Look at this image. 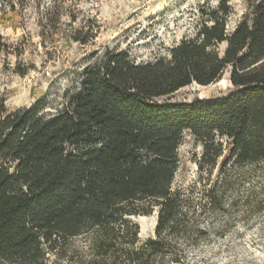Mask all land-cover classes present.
Listing matches in <instances>:
<instances>
[{
  "label": "trees",
  "instance_id": "16d2710c",
  "mask_svg": "<svg viewBox=\"0 0 264 264\" xmlns=\"http://www.w3.org/2000/svg\"><path fill=\"white\" fill-rule=\"evenodd\" d=\"M231 1L203 0L194 33L150 61L92 50L53 112L1 107L0 264H182L207 240L232 181L174 190L183 135L202 145L200 171L225 150L222 173L264 162V0H244L229 29ZM225 75L224 96L171 101ZM154 213L155 238L140 244L130 217Z\"/></svg>",
  "mask_w": 264,
  "mask_h": 264
},
{
  "label": "rangeland",
  "instance_id": "374dc122",
  "mask_svg": "<svg viewBox=\"0 0 264 264\" xmlns=\"http://www.w3.org/2000/svg\"><path fill=\"white\" fill-rule=\"evenodd\" d=\"M203 0H0V34L5 50L0 53L1 107L12 112L44 101L53 112L65 92L76 89L82 69L92 62V50L127 51L136 62L150 61L181 39L190 37ZM244 0H232L235 10L229 29L244 11ZM214 7L216 1H211ZM79 33L87 45L73 42ZM92 36V38H91ZM232 91L225 75L221 82L203 88L195 84L180 89L172 102L217 98ZM44 111V112H45ZM173 189L218 182L224 174L232 181L224 215L211 217L207 240L187 250L182 264H264V162L230 167L222 173L223 157L215 167L199 170L202 145L184 134ZM130 217L139 227V243L154 239L156 213ZM81 241L74 243L81 246ZM53 258L47 264H56Z\"/></svg>",
  "mask_w": 264,
  "mask_h": 264
},
{
  "label": "bare ground",
  "instance_id": "6f19581e",
  "mask_svg": "<svg viewBox=\"0 0 264 264\" xmlns=\"http://www.w3.org/2000/svg\"><path fill=\"white\" fill-rule=\"evenodd\" d=\"M200 88H203V87H200ZM138 220H139V222H142L143 221V218L142 217H139Z\"/></svg>",
  "mask_w": 264,
  "mask_h": 264
}]
</instances>
